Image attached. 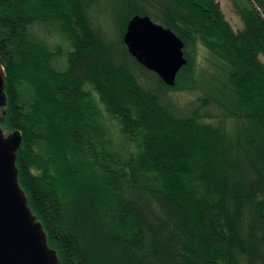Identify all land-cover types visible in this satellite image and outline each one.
<instances>
[{"label":"trees","instance_id":"1","mask_svg":"<svg viewBox=\"0 0 264 264\" xmlns=\"http://www.w3.org/2000/svg\"><path fill=\"white\" fill-rule=\"evenodd\" d=\"M232 3L238 29L216 0L118 7L184 46L190 32L217 46L237 119L229 133L171 110L167 86L84 0H0V127L21 138L18 181L58 264H264V0ZM51 24L67 49L39 38ZM101 107L131 145L125 154Z\"/></svg>","mask_w":264,"mask_h":264},{"label":"water","instance_id":"2","mask_svg":"<svg viewBox=\"0 0 264 264\" xmlns=\"http://www.w3.org/2000/svg\"><path fill=\"white\" fill-rule=\"evenodd\" d=\"M122 40L138 63L154 72L166 86L175 84L186 59L183 41L170 29L148 16L134 15ZM4 89L5 73L0 65V106L4 105ZM20 139L18 133L5 134L0 127V264H58L18 181L15 162Z\"/></svg>","mask_w":264,"mask_h":264},{"label":"rangeland","instance_id":"3","mask_svg":"<svg viewBox=\"0 0 264 264\" xmlns=\"http://www.w3.org/2000/svg\"><path fill=\"white\" fill-rule=\"evenodd\" d=\"M132 1L84 0V3L86 11L97 25L109 32L112 37L119 32L123 37L127 23L134 15L132 9L127 13L129 17L123 16L118 7L124 2ZM216 1L232 28H240L241 22L234 11L232 0ZM46 31V35L39 32V38L47 42L51 48L61 47L64 50L68 48L55 25L51 24ZM187 34L183 48L186 65L177 73L175 84L164 89L166 104L174 112L191 113L201 122L221 124L229 133L233 132L237 119L231 113L235 108L227 107L222 97L225 81L223 74L227 68L220 58L219 49L211 40L192 32ZM100 112L106 134L111 139L114 149L123 154L130 151L132 147L121 134L117 120L108 115L102 107Z\"/></svg>","mask_w":264,"mask_h":264}]
</instances>
